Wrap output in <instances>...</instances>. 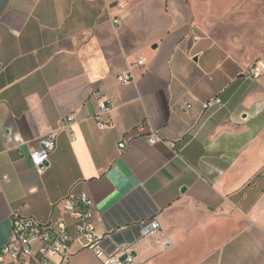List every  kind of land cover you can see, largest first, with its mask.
Masks as SVG:
<instances>
[{"label":"crops","instance_id":"crops-1","mask_svg":"<svg viewBox=\"0 0 264 264\" xmlns=\"http://www.w3.org/2000/svg\"><path fill=\"white\" fill-rule=\"evenodd\" d=\"M195 3L0 0V249L15 209L70 221L62 199L85 192L107 252L129 243L147 264H264V75L245 77L264 60L208 35L211 9ZM215 95L227 109L199 128ZM103 101L114 125L101 129ZM52 130L39 171L30 153ZM71 251L67 264H103L77 241Z\"/></svg>","mask_w":264,"mask_h":264},{"label":"built area","instance_id":"built-area-1","mask_svg":"<svg viewBox=\"0 0 264 264\" xmlns=\"http://www.w3.org/2000/svg\"><path fill=\"white\" fill-rule=\"evenodd\" d=\"M115 7L124 9L122 2H117ZM116 28L121 27L120 14L114 16ZM199 37H195L197 40ZM145 57H141L136 64H144ZM264 75V61H257L245 72L247 79L256 80ZM118 79L123 83H130L134 77L130 71L121 73ZM194 107L191 100H185L180 105L181 110L187 112ZM112 108L111 101H103L95 119L99 128L104 129L114 125L113 120L104 119V115ZM201 119L199 128L208 123L218 112L227 109V102L220 96L201 102ZM78 119L77 112L71 113L66 119V127H71ZM142 129V126H138ZM57 130H52L41 138L40 146L30 153L39 171H42L49 154L56 147ZM10 140V138H9ZM150 143L160 140L158 131L155 130L148 138ZM121 148H126L125 141L119 143ZM94 202L85 192L69 194L62 199L64 214L70 217L51 220L41 223L33 216L26 213L23 205L12 212L11 237L0 249V264H67L72 251L71 244L77 241L80 247L90 249L103 264H147L139 259L132 251L129 243L120 245L114 252H107L101 242L104 235L95 230ZM160 228L158 221L153 220L142 224V235H152Z\"/></svg>","mask_w":264,"mask_h":264},{"label":"rangeland","instance_id":"rangeland-1","mask_svg":"<svg viewBox=\"0 0 264 264\" xmlns=\"http://www.w3.org/2000/svg\"><path fill=\"white\" fill-rule=\"evenodd\" d=\"M195 2L197 7L211 9L208 10L209 14L201 18L207 27L208 35L221 41L222 46L241 49L244 53L254 55L256 59L264 60V0H195ZM229 38L236 42L241 40V43L228 44L225 39Z\"/></svg>","mask_w":264,"mask_h":264},{"label":"water","instance_id":"water-1","mask_svg":"<svg viewBox=\"0 0 264 264\" xmlns=\"http://www.w3.org/2000/svg\"><path fill=\"white\" fill-rule=\"evenodd\" d=\"M183 190H185V189H183Z\"/></svg>","mask_w":264,"mask_h":264}]
</instances>
